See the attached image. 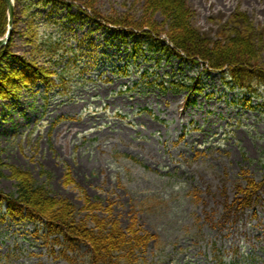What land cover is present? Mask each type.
Returning <instances> with one entry per match:
<instances>
[{"label":"rangeland","instance_id":"1","mask_svg":"<svg viewBox=\"0 0 264 264\" xmlns=\"http://www.w3.org/2000/svg\"><path fill=\"white\" fill-rule=\"evenodd\" d=\"M186 1L193 26L212 42L227 40L236 13L257 37L264 33V0ZM91 2L106 19L168 29L145 0ZM15 5L10 53L62 72L66 85L51 75L49 91L36 83L16 104L1 102L0 190L16 191L17 168L70 201L77 220L135 225L152 237L142 264H264V193L253 210L231 205L246 177L264 182V86L244 94L227 84L226 71L174 62L141 33L113 24L70 22L62 5ZM258 41L264 68V36ZM176 81L192 89L179 91ZM5 208L0 264H69L42 225L3 220ZM86 250L68 255L84 264Z\"/></svg>","mask_w":264,"mask_h":264},{"label":"trees","instance_id":"2","mask_svg":"<svg viewBox=\"0 0 264 264\" xmlns=\"http://www.w3.org/2000/svg\"><path fill=\"white\" fill-rule=\"evenodd\" d=\"M46 3H52L53 7L62 5L67 8L70 22L85 17L97 20L100 26L111 27L113 24L118 28H125L126 33H141L142 39L150 41L156 48L160 47L165 55L181 56L197 64L202 62L207 69L213 71H226L230 78L227 84L244 94L255 95L264 86V68L258 57L263 46V42L258 40L262 39L264 33H261L262 37H257V31L245 14H234L233 25L228 28L230 36H226L225 42L216 43L202 36L193 26L191 8L186 0H145L147 12L160 14L167 19L166 32L156 22L148 21L138 25L127 19L101 17L93 10L95 6L91 0H38V5ZM7 27V4L5 0H0V41L6 36ZM10 47L11 44L0 51V103L16 101L23 90L34 87L36 83H42L49 91L56 85L54 75L63 80L62 72L51 71L50 68L16 57L10 53ZM5 63L6 67L3 66ZM63 85H66L65 80ZM179 85L181 87L173 86L179 91L192 89L185 82ZM195 104L190 95L186 105ZM11 177L16 181V191L6 195L0 190V208L6 207L3 220L9 218L14 221L43 223L48 236L53 237L54 245L62 248L61 256L69 264H76L77 258L72 259L68 253L76 256L83 246L87 247L84 264L143 263L144 256L140 257V254L147 248L149 239L152 240L146 232L137 229L135 225L124 231L119 223L99 219L97 216L89 215L84 220H77L71 202L55 199L29 172L12 168ZM245 182V185L237 187L240 198L233 203L242 209L253 206L254 198L262 188L253 178L246 177Z\"/></svg>","mask_w":264,"mask_h":264},{"label":"water","instance_id":"3","mask_svg":"<svg viewBox=\"0 0 264 264\" xmlns=\"http://www.w3.org/2000/svg\"><path fill=\"white\" fill-rule=\"evenodd\" d=\"M7 7H8V15H9V22H8V31L6 37L0 41V50L5 48L11 40L12 32H13V23H14V14H15V6L13 0H6Z\"/></svg>","mask_w":264,"mask_h":264},{"label":"bare ground","instance_id":"4","mask_svg":"<svg viewBox=\"0 0 264 264\" xmlns=\"http://www.w3.org/2000/svg\"><path fill=\"white\" fill-rule=\"evenodd\" d=\"M15 15V14H14ZM98 24V23H97ZM13 38V35H12V37H11V39ZM173 58H176V59H174V62H178V61H180V64L182 63H184V64H188V67H190V66H192L193 64L196 66V65H198L197 63H195V62H193V61H190V60H186L184 57H181V56H175V57H173ZM190 63V64H189ZM200 66V65H199ZM206 70L208 71V69L206 68ZM20 99V98H19ZM19 99H17L16 101H14V103L16 104L17 103V101L19 100ZM1 104V103H0Z\"/></svg>","mask_w":264,"mask_h":264}]
</instances>
